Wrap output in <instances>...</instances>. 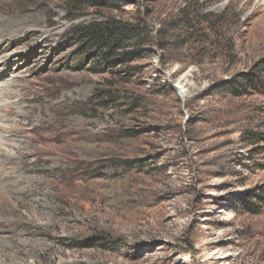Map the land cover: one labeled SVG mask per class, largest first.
Returning <instances> with one entry per match:
<instances>
[{
  "label": "rangeland",
  "instance_id": "1",
  "mask_svg": "<svg viewBox=\"0 0 264 264\" xmlns=\"http://www.w3.org/2000/svg\"><path fill=\"white\" fill-rule=\"evenodd\" d=\"M0 40V264H264V0H0Z\"/></svg>",
  "mask_w": 264,
  "mask_h": 264
},
{
  "label": "trees",
  "instance_id": "2",
  "mask_svg": "<svg viewBox=\"0 0 264 264\" xmlns=\"http://www.w3.org/2000/svg\"><path fill=\"white\" fill-rule=\"evenodd\" d=\"M123 31V29H121ZM120 29H115L113 25L95 23L87 27H83L79 31L78 42L84 45L94 42L97 46L104 48L111 47L112 43H118L117 40L122 37ZM117 45V44H116Z\"/></svg>",
  "mask_w": 264,
  "mask_h": 264
},
{
  "label": "bare ground",
  "instance_id": "3",
  "mask_svg": "<svg viewBox=\"0 0 264 264\" xmlns=\"http://www.w3.org/2000/svg\"><path fill=\"white\" fill-rule=\"evenodd\" d=\"M8 30H11L12 31V33L15 31V27L13 28V26L11 25V26H9L7 29H6V31L4 32V34L5 35H7L8 34ZM18 30V29H17ZM16 30V31H17ZM11 31H10V33L9 34H11ZM3 36V35H2ZM4 40V39H3ZM3 40L1 41L0 40V45H1V42H3ZM9 111H11V109H9ZM15 117V116H14ZM19 117V115H17V127L15 126V127H13V126H11V131L13 132V131H16L17 130V128L19 127V122H21L22 123V121L21 120H19L20 118H18ZM22 117H25V113H23L22 114ZM14 120V119H13ZM10 131V130H9ZM5 154V153H4ZM0 155H1V153H0ZM3 155V154H2ZM2 155H1V157H0V172L1 171H3V166H5V164H3L4 162H5V160H7V161H10L9 162V164H16V165H19V160H17V159H11V158H9V157H7L6 155L5 156H3L2 157ZM28 159H27V156H25V158L23 159V161H21L22 162V164L23 165H27V166H31V165H35V162H32V161H27ZM39 162V161H38ZM38 162H37V164H38ZM5 171V170H4ZM16 181V180H15ZM2 190V189H1Z\"/></svg>",
  "mask_w": 264,
  "mask_h": 264
}]
</instances>
